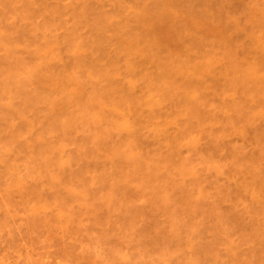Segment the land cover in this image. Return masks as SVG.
Returning a JSON list of instances; mask_svg holds the SVG:
<instances>
[{
  "label": "rangeland",
  "instance_id": "1",
  "mask_svg": "<svg viewBox=\"0 0 264 264\" xmlns=\"http://www.w3.org/2000/svg\"><path fill=\"white\" fill-rule=\"evenodd\" d=\"M262 9L0 0V264H264Z\"/></svg>",
  "mask_w": 264,
  "mask_h": 264
},
{
  "label": "bare ground",
  "instance_id": "2",
  "mask_svg": "<svg viewBox=\"0 0 264 264\" xmlns=\"http://www.w3.org/2000/svg\"><path fill=\"white\" fill-rule=\"evenodd\" d=\"M109 81H110V80H109ZM111 81H112V80H111ZM196 82H197V81H196ZM190 83H191V82H190ZM190 83H189V84H190ZM113 84H114V83H113ZM193 84H194V83H193ZM193 84H192V86H193ZM198 84H199V86H200L201 83L198 82Z\"/></svg>",
  "mask_w": 264,
  "mask_h": 264
},
{
  "label": "clouds",
  "instance_id": "3",
  "mask_svg": "<svg viewBox=\"0 0 264 264\" xmlns=\"http://www.w3.org/2000/svg\"><path fill=\"white\" fill-rule=\"evenodd\" d=\"M262 10H264V9H262Z\"/></svg>",
  "mask_w": 264,
  "mask_h": 264
}]
</instances>
